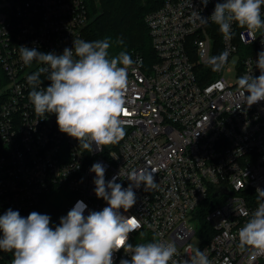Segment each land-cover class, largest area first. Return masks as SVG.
<instances>
[{
    "label": "built area",
    "instance_id": "obj_1",
    "mask_svg": "<svg viewBox=\"0 0 264 264\" xmlns=\"http://www.w3.org/2000/svg\"><path fill=\"white\" fill-rule=\"evenodd\" d=\"M218 2L224 0L206 7L200 0H165L146 15L155 59L133 52L140 62L128 72L126 136L90 151L60 132L55 114H35L27 76L40 65H24L19 53L26 46L60 55L74 40L88 41L87 1L0 0V215L30 214L44 194L67 188L68 211L83 201L87 216L108 206L94 191V163L105 166L106 182L115 176L123 188L131 183L126 173L147 167L155 169L158 187H133L136 204L119 210L141 220L129 243L175 240L177 264L197 247L213 264H264V255L253 261L238 240L258 207L257 189H264V101L249 107L237 84L246 73L260 75L264 30L250 34L233 23L226 39L216 24L193 22V11L209 18ZM225 50L224 68L200 83L197 72H213L206 59ZM41 79V87L50 86L46 74ZM122 259L130 261L131 253H114V264Z\"/></svg>",
    "mask_w": 264,
    "mask_h": 264
},
{
    "label": "clouds",
    "instance_id": "obj_2",
    "mask_svg": "<svg viewBox=\"0 0 264 264\" xmlns=\"http://www.w3.org/2000/svg\"><path fill=\"white\" fill-rule=\"evenodd\" d=\"M206 7L209 0H200ZM264 0H224L215 4L209 18L193 11V22L216 24L223 36H232V25L246 28L250 34L264 30L262 19ZM110 38L73 41L72 49L63 53H43L36 48L19 47L20 59L26 66L33 62L40 65L27 76L31 87L28 99L37 116L55 114L60 132L79 141L80 147L92 151L118 144L126 136V92L129 87V68L134 61L127 51L110 56ZM123 45L122 38L115 41ZM229 52L209 56L206 64L213 72H220L228 61ZM256 67L260 75L251 72L237 80L243 103L249 107L264 101V50L258 53ZM42 74L51 81L41 87ZM247 93V95H245ZM128 113V112H127ZM115 157V156H113ZM95 173V194L108 206L102 211L84 212L87 205L77 201L66 216L60 218L53 228L47 214L31 212L26 218L18 211L7 210L0 215V250L13 253L11 264H114V253L123 249L131 253V260L122 259L120 264H177V243L148 242L133 246L129 243L132 232L141 227L135 216H124L136 204L133 187L144 186L145 191L158 187L155 169L140 168L126 173L131 182L123 188L117 177L105 180V166L94 163L90 169ZM258 191V207L251 218L238 230L239 248L252 251L251 259L264 255V189ZM247 215V213H245ZM141 235H143L141 233ZM184 264H213L207 251L198 247Z\"/></svg>",
    "mask_w": 264,
    "mask_h": 264
},
{
    "label": "trees",
    "instance_id": "obj_3",
    "mask_svg": "<svg viewBox=\"0 0 264 264\" xmlns=\"http://www.w3.org/2000/svg\"><path fill=\"white\" fill-rule=\"evenodd\" d=\"M86 1L90 15V24L86 30L88 42L110 38L113 42L109 49L110 56H115L120 51H127L131 58L133 52H140L146 62H151L155 59L152 37L145 18L149 12L161 7L165 0ZM118 38L123 39V45L115 43ZM218 41L221 44V40ZM216 76V72H197V78L200 83H207ZM58 191L59 189H53L44 194L34 209L35 212L49 215L51 217L50 224L53 228L59 225L62 216L67 215L62 206V200L58 196ZM20 215L26 218L29 214L20 213ZM202 221L205 220L202 219ZM0 264L8 263L0 259Z\"/></svg>",
    "mask_w": 264,
    "mask_h": 264
},
{
    "label": "rangeland",
    "instance_id": "obj_4",
    "mask_svg": "<svg viewBox=\"0 0 264 264\" xmlns=\"http://www.w3.org/2000/svg\"><path fill=\"white\" fill-rule=\"evenodd\" d=\"M59 193L58 196H60V199L62 200V206L64 207V210L66 213H68V205L72 199V195L69 192V190L67 188H61L59 189V191L57 192ZM0 236H2V233H0ZM0 259H2L3 261H5L8 264H11V260L13 259V253H2L0 251Z\"/></svg>",
    "mask_w": 264,
    "mask_h": 264
},
{
    "label": "snow or ice",
    "instance_id": "obj_5",
    "mask_svg": "<svg viewBox=\"0 0 264 264\" xmlns=\"http://www.w3.org/2000/svg\"><path fill=\"white\" fill-rule=\"evenodd\" d=\"M125 114H126V115H128V113H127V112H126Z\"/></svg>",
    "mask_w": 264,
    "mask_h": 264
}]
</instances>
